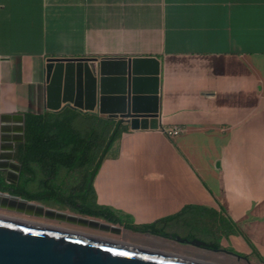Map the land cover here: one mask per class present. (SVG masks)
<instances>
[{
  "label": "crops",
  "instance_id": "obj_1",
  "mask_svg": "<svg viewBox=\"0 0 264 264\" xmlns=\"http://www.w3.org/2000/svg\"><path fill=\"white\" fill-rule=\"evenodd\" d=\"M83 57L159 63V128L127 125L96 203L135 225L190 208L176 236L264 264V0H0V116L44 112L46 60Z\"/></svg>",
  "mask_w": 264,
  "mask_h": 264
},
{
  "label": "water",
  "instance_id": "obj_2",
  "mask_svg": "<svg viewBox=\"0 0 264 264\" xmlns=\"http://www.w3.org/2000/svg\"><path fill=\"white\" fill-rule=\"evenodd\" d=\"M45 109L64 107L96 113L129 125L130 130L159 128V63L155 58H49L45 66ZM20 124L10 126L11 121ZM23 120L0 116V171L17 180L15 137L23 140ZM9 167V170L6 169ZM95 173L89 179L91 185ZM0 208L49 221L118 234L120 227L96 219L44 208L0 192ZM178 243L211 249L197 239ZM245 259V258H243ZM0 264H212L139 247L93 234L0 215Z\"/></svg>",
  "mask_w": 264,
  "mask_h": 264
},
{
  "label": "trees",
  "instance_id": "obj_3",
  "mask_svg": "<svg viewBox=\"0 0 264 264\" xmlns=\"http://www.w3.org/2000/svg\"><path fill=\"white\" fill-rule=\"evenodd\" d=\"M99 125L109 135L108 148L128 132L127 124L120 120L69 107L56 112L45 110L41 114H25L23 140L15 146L13 153L20 165L18 180L16 184H8L0 174V191L28 201L54 198L63 208L83 216L121 223L132 232L169 238L175 230V222L190 208L150 224L135 225L96 203L92 183L88 187L89 179L97 173L108 149L101 151L104 153L98 160H93L99 147L96 141L100 139L97 134H83L82 129H95ZM31 184L37 185L33 192L29 190ZM190 221L186 219L183 222L192 224ZM208 245L211 249L219 248L217 242Z\"/></svg>",
  "mask_w": 264,
  "mask_h": 264
},
{
  "label": "rangeland",
  "instance_id": "obj_4",
  "mask_svg": "<svg viewBox=\"0 0 264 264\" xmlns=\"http://www.w3.org/2000/svg\"><path fill=\"white\" fill-rule=\"evenodd\" d=\"M90 128L91 129L83 128L82 129V131L84 132L83 134L86 133L88 136L97 134L99 137L98 139H100L99 141H96V144L99 147L96 150L95 155H93V157H94L93 160H96V159L98 160V158L102 155V153H104L101 151L107 150V149L108 150H107V152H105L104 157L110 156L111 152H112L113 145L115 142H113L110 145V147L108 148V144L106 146V143H107L109 135L106 133L105 128L103 126H100V125L97 126V128H95V129H92V127H90ZM36 189H37L36 184H31L29 187V190L32 192L35 191ZM22 199H25V198H22ZM30 202H34L36 204H39V205L43 206L44 208H49V209H54V210H59V211H64V212L70 213L69 208H63L57 202V200L54 198H52V199L44 198V199L39 200V201H30ZM0 215L5 216V217H10V218H16V219H21V220H25V221H31V222L47 224V225H53V226H58V227H62V228L70 229V230L85 232V233H89V234H93V235H97V236H101V237H105V238H109V239H113V240H118V241H121L124 243L139 246V247H145L148 249L162 251L165 253L176 254V255H181V256L188 257V258L202 260V261L212 263V264H244V263L250 264V262L252 260V259H249V261H248L245 258V259H243V261H239L238 258H240L241 256L235 254L231 250H228V249H230L229 247H224L227 250L219 248L217 251H212V250H205L202 248H195L194 246H191V245L186 244V243H178V242L171 240L170 238H162V237L158 238V237H153L151 235H148V237H145L146 234L144 236L134 234L135 236H133L129 232H126V231H124L120 236H113L110 234L90 232L88 230L78 229L77 227L75 228V226L61 225V224H57L55 222H50V221L43 220L40 218L26 216L23 214L9 212V211H5V210H0ZM84 217L92 218V217H87V216H84ZM92 219H96L100 222H103V220L99 219V218H92ZM210 231L214 237L218 238V234L215 230H210Z\"/></svg>",
  "mask_w": 264,
  "mask_h": 264
},
{
  "label": "flooded vegetation",
  "instance_id": "obj_5",
  "mask_svg": "<svg viewBox=\"0 0 264 264\" xmlns=\"http://www.w3.org/2000/svg\"><path fill=\"white\" fill-rule=\"evenodd\" d=\"M19 143H20V142L17 140V137H15L14 149H15V146H16L17 144H19ZM0 169H2V168H0ZM0 174H2V175L4 176V180H5L6 183H8V184H16V183H17V180L14 178V176H13L12 173H11L8 177H6V174H5L4 172H1V171H0ZM0 192H1V191H0ZM0 210H4V209L0 208ZM5 211H6V210H5ZM69 214L78 215V216H83V215H81V214L75 213V212L72 211L71 209H70V213H69ZM41 219H43V218H41ZM43 220H45V219H43ZM47 221H49V220H47ZM50 222H55V221H50ZM103 222L108 223V222H106V221H103ZM55 223H57V224H61V225H69V224L61 223V222H55ZM108 224L114 225V226H116V227H120L119 233H118V234L104 233V232H101V231L96 230V229H90V228L79 227V226H75V228L77 227L78 229L88 230V231H90V232H98V233H103V234H110V235H113V236H120L124 231H127V229H125L124 226H123L121 223H108ZM69 226H74V225H69ZM79 232H80V231H79ZM83 233H85V232H83ZM88 234H89V233H88ZM175 236H176L175 233H173L169 238H170L171 240L175 241V240L173 239V237H175ZM175 242H176V241H175ZM241 259H243V258H242V257L238 258V260H241Z\"/></svg>",
  "mask_w": 264,
  "mask_h": 264
},
{
  "label": "built area",
  "instance_id": "obj_6",
  "mask_svg": "<svg viewBox=\"0 0 264 264\" xmlns=\"http://www.w3.org/2000/svg\"><path fill=\"white\" fill-rule=\"evenodd\" d=\"M181 132V130L179 128H172L170 130L167 131V134L170 136H176Z\"/></svg>",
  "mask_w": 264,
  "mask_h": 264
}]
</instances>
